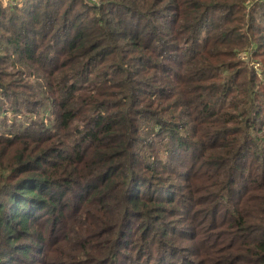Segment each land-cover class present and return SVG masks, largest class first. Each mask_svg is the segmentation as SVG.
Here are the masks:
<instances>
[{
  "label": "trees",
  "instance_id": "obj_1",
  "mask_svg": "<svg viewBox=\"0 0 264 264\" xmlns=\"http://www.w3.org/2000/svg\"><path fill=\"white\" fill-rule=\"evenodd\" d=\"M0 264H264V0H0Z\"/></svg>",
  "mask_w": 264,
  "mask_h": 264
},
{
  "label": "rangeland",
  "instance_id": "obj_2",
  "mask_svg": "<svg viewBox=\"0 0 264 264\" xmlns=\"http://www.w3.org/2000/svg\"><path fill=\"white\" fill-rule=\"evenodd\" d=\"M256 58H257V60H261V56H256ZM253 63L255 64V71L257 73L261 74L262 73V69L259 68V67H261V65L258 66L257 62H253ZM199 195L200 194H198V196ZM205 218H207V219H205ZM208 218H209V215L207 213H205V212L195 213L191 217H187L186 215L181 213V219H183L182 222H181V226L183 224L184 219L190 220V222L192 223L191 232L193 234L194 226H196V227H199V226L208 227L209 226L210 221L208 220ZM187 238L188 237L181 236V258H182L183 254H184L183 253L184 252L183 250L185 249L184 246H186V244H187V242L184 241V240H186ZM195 238H200V236L198 235ZM195 242L198 243L197 241H195ZM197 245L198 244L192 243V249L190 251L185 252V255L190 259L191 263H193L196 260L197 256H198Z\"/></svg>",
  "mask_w": 264,
  "mask_h": 264
}]
</instances>
